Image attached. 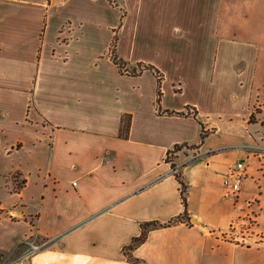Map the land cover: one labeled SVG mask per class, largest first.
<instances>
[{
  "label": "crops",
  "instance_id": "crops-1",
  "mask_svg": "<svg viewBox=\"0 0 264 264\" xmlns=\"http://www.w3.org/2000/svg\"><path fill=\"white\" fill-rule=\"evenodd\" d=\"M115 1L0 0V264H264V0Z\"/></svg>",
  "mask_w": 264,
  "mask_h": 264
},
{
  "label": "trees",
  "instance_id": "trees-1",
  "mask_svg": "<svg viewBox=\"0 0 264 264\" xmlns=\"http://www.w3.org/2000/svg\"><path fill=\"white\" fill-rule=\"evenodd\" d=\"M108 2L114 6V7H118V4L115 0H108ZM122 14H121V20L124 17L125 12L121 9ZM117 31L115 30L114 36H113V40H112V44L110 47V51H109V56L110 59L112 60V62L117 66L119 72L121 74H127V75H139L143 70H149L151 71L155 78H156V99H155V105H156V112L157 114H164V115H169V116H185V115H189V108H186L185 111L182 112H175V111H162L161 110V97H162V81H163V74L156 69L155 67H153L152 65L149 64H145V63H138L136 65V67L129 69L126 67L125 62L118 56V54L116 53V43H117ZM195 111H192V115H195ZM129 124H130V118L129 116L123 117L121 120V132H120V136L121 137H126L127 136V132L129 129ZM208 133L206 131H204L203 129H201L200 132V142L202 143L204 141V139L207 137ZM186 145H175L173 147V149L171 151H169L166 155V162H169L171 165V168L174 171V175L175 178L177 179V181L180 184V195H181V200L182 203L186 209V205H187V200H186V192H187V186L185 184V182L182 179V175L179 172V170L177 169V167L174 165V163L171 160V155L175 152H177L178 150L184 148ZM194 148V147H191ZM184 218H188L187 217V213L186 210L183 214ZM157 223L156 222H146L143 223L141 225V233L139 236L133 238V240L131 241V244L127 247V249H133L137 244L142 243L146 237H147V232L148 229L152 226H156Z\"/></svg>",
  "mask_w": 264,
  "mask_h": 264
},
{
  "label": "built area",
  "instance_id": "built-area-1",
  "mask_svg": "<svg viewBox=\"0 0 264 264\" xmlns=\"http://www.w3.org/2000/svg\"><path fill=\"white\" fill-rule=\"evenodd\" d=\"M246 176H247V172H246V165L244 160L237 161L229 169L228 173L223 179L224 197L231 200L237 199L242 189V185ZM248 225H250V221ZM238 227H240L238 223L232 222L229 228L234 230ZM247 229H249V227ZM28 244L34 247L32 243H28Z\"/></svg>",
  "mask_w": 264,
  "mask_h": 264
},
{
  "label": "rangeland",
  "instance_id": "rangeland-1",
  "mask_svg": "<svg viewBox=\"0 0 264 264\" xmlns=\"http://www.w3.org/2000/svg\"><path fill=\"white\" fill-rule=\"evenodd\" d=\"M263 115H264V114H263ZM252 119H254V118H252ZM252 119H251V120H252ZM15 176L17 177V175H13V177H11V178L13 179ZM17 178H18V177H17ZM17 181H18V183L12 187L13 190H17V189L21 186V182H20L19 178H18ZM247 223H248V222H247ZM247 226L249 227V229H251V227H252V222H250V225L247 224ZM21 250L23 251L24 249L22 248ZM21 250L19 249V252H20ZM14 255H15V256H14ZM14 255L12 256V259H13V260H15V259L17 258V256H16L17 253H15ZM11 261H12V260H11Z\"/></svg>",
  "mask_w": 264,
  "mask_h": 264
},
{
  "label": "water",
  "instance_id": "water-1",
  "mask_svg": "<svg viewBox=\"0 0 264 264\" xmlns=\"http://www.w3.org/2000/svg\"><path fill=\"white\" fill-rule=\"evenodd\" d=\"M191 221H192L193 223H196V224H202L200 221H198V220H196V219H191Z\"/></svg>",
  "mask_w": 264,
  "mask_h": 264
}]
</instances>
